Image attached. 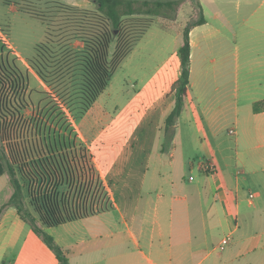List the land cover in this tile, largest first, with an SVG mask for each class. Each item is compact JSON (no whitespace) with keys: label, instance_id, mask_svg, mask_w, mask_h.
Returning <instances> with one entry per match:
<instances>
[{"label":"crops","instance_id":"obj_1","mask_svg":"<svg viewBox=\"0 0 264 264\" xmlns=\"http://www.w3.org/2000/svg\"><path fill=\"white\" fill-rule=\"evenodd\" d=\"M211 1L217 11L203 9L206 24L190 33V85L180 118L189 109L190 119L202 127V114H233L235 164L219 170L222 148L210 143L204 151L215 170L202 164L200 176L189 179L184 164L180 169L177 162L176 131L163 150L181 62L173 79L168 72L157 74L126 107L138 120L132 138L136 146L131 143L122 167L106 174L95 158L113 186L114 209L45 229L69 264H264V113L253 110L264 101V0H226L236 6V16L227 15L225 0ZM78 46L83 49L81 42L73 43ZM199 76L212 89L205 104L195 103ZM112 79L86 115L111 91ZM42 84L44 92L48 85ZM100 117L111 118L103 107ZM139 128L140 138L135 137ZM7 204L0 215V264H59L32 228L25 234L29 225ZM228 236L232 241L221 250Z\"/></svg>","mask_w":264,"mask_h":264},{"label":"rangeland","instance_id":"obj_2","mask_svg":"<svg viewBox=\"0 0 264 264\" xmlns=\"http://www.w3.org/2000/svg\"><path fill=\"white\" fill-rule=\"evenodd\" d=\"M48 1L50 0H0V49H2L3 56L10 63H16L17 67L28 77L26 89H8L2 93L11 103L15 102V105H19L21 102L27 107L18 119L12 121L11 127L18 128L29 144L31 142L34 144L38 140L48 144L50 142H48V137L52 142L54 139L57 141L61 139L62 143L65 140L66 143L74 145L90 144L101 168L106 174H112L113 171L122 167V161L130 153L132 138L137 126L136 114L126 109L129 100L141 87L145 91L147 84L157 74L163 71L168 72L171 74L169 79L177 75L181 62L179 51L183 45L184 29L190 21L199 18L198 5L201 4L204 11L206 9L209 13H215L217 8L212 5L211 0H186L176 11L170 13L175 17L173 20L162 16L153 17L154 24L121 62L124 66L120 69L119 65L115 69L111 91H109L111 95L109 93L104 95L90 115H81L82 105L78 87L81 81L80 73L73 66L70 67L71 70H68L69 63L65 58L66 53L62 50L58 39L53 37L57 44L52 46L54 51L52 58L54 59L51 61L52 67L48 68L47 72L51 84L44 92H42L44 88L40 77L30 72L32 62L38 61V46L46 41L47 27L40 20L21 10V7H33L41 14L51 8ZM97 1L65 0L64 2L66 4L75 3L83 9L96 10ZM225 10L228 11L227 15L236 16L237 14L236 6L226 0ZM139 18L146 17L124 18L122 30L116 32V40L111 46V60H115L119 49H124L131 44L133 34L139 25ZM210 19L212 21V18ZM234 24L235 22L232 25ZM53 36H55L54 33ZM72 49L74 53L82 50L79 46L73 48V45ZM137 85L139 88H136ZM194 90L196 104H205L212 92V89L205 86V81L200 76ZM102 107L107 110L111 118L102 119L100 117ZM232 119L233 114L225 113V111L206 113L201 115L203 126L198 127L194 119H190L188 109L178 120L176 137L180 148L176 153L177 162L180 169L184 164L189 179L192 177L197 179L201 174L200 165H208L204 148L210 143L214 145L219 143L222 148L223 161L219 170H224L226 166L232 169L235 164L233 157H235L237 148L235 137L230 134ZM79 132L83 134L84 139L78 136ZM4 150L5 148L0 146V169L5 173H0V210L8 203L14 191L8 175ZM24 201L27 204L25 198ZM28 210L37 218L33 210L30 208ZM30 228L29 226L25 234ZM25 234L21 241L25 239ZM21 245L22 242L16 248L19 249Z\"/></svg>","mask_w":264,"mask_h":264},{"label":"trees","instance_id":"obj_3","mask_svg":"<svg viewBox=\"0 0 264 264\" xmlns=\"http://www.w3.org/2000/svg\"><path fill=\"white\" fill-rule=\"evenodd\" d=\"M185 1L98 0V8L90 10L65 4L61 0H50L48 5H51V8L41 14L33 7H21V10L40 20L47 27L46 41L38 46V61L32 62V68L41 80L50 86L51 81H49L47 72L48 68L52 67L51 61L54 59L52 58L54 55L52 46L57 44L53 37L58 39V43L61 44L62 50L66 53L65 58L69 63L68 70H71L70 67L73 66L80 73L81 81L78 87L82 105L81 115H85L107 89L115 69L118 68L123 59L134 49L135 44L154 24L152 18L162 16L173 20L175 17L170 13L176 11ZM198 6L200 10L199 18L190 21L184 29L183 45L179 51L181 75L172 87L175 107L165 122L166 142L163 144V150L168 147L167 143L174 139L177 122L185 108V98L190 85V33L194 27L206 24L203 7L201 4ZM134 16H144L146 18L138 19L139 25H137V30L133 34L131 44L124 49H119L115 55V60H111V46L116 40V32L122 30L125 17ZM53 33L55 36H53ZM76 41L83 44V49L78 53H74L72 49V45ZM27 84L28 77L23 74L16 63H10L3 56L2 49H0V146L5 148L4 155L8 175L14 190L7 205L14 206L17 209L21 219L54 252L59 264H69L63 249L45 229L58 227L83 218H78L63 210L58 199L56 201L42 199L40 204H33L35 207L34 212L38 215L35 218L28 210L22 187L15 173V166L24 160L34 158L36 155H46L71 145L66 143L65 140L62 143L61 139L58 141L54 139V142H52L49 137L48 142H50L48 144L42 140L29 144V141L23 137L24 134H21L18 128L11 127L12 121L18 119L27 107L21 102L19 105H15V102L11 103L2 93L8 89H26ZM253 110L255 114L264 113V101L256 102ZM142 133V128H139L135 133V137L140 138ZM135 146L136 142L133 141L132 147ZM0 173L4 172L0 169ZM1 213L2 209L0 215Z\"/></svg>","mask_w":264,"mask_h":264},{"label":"built area","instance_id":"obj_4","mask_svg":"<svg viewBox=\"0 0 264 264\" xmlns=\"http://www.w3.org/2000/svg\"><path fill=\"white\" fill-rule=\"evenodd\" d=\"M78 144L36 155L15 166L27 206L33 212V204H40L42 199H58L63 210L78 218L114 209L112 184L101 175L92 148L86 143ZM206 169L214 171L215 167L208 163ZM231 241L230 236L224 238L220 249L224 250Z\"/></svg>","mask_w":264,"mask_h":264}]
</instances>
